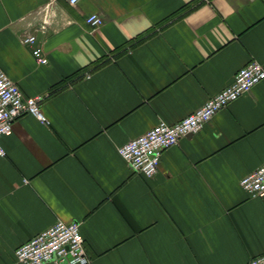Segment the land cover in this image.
<instances>
[{"label": "crops", "instance_id": "obj_1", "mask_svg": "<svg viewBox=\"0 0 264 264\" xmlns=\"http://www.w3.org/2000/svg\"><path fill=\"white\" fill-rule=\"evenodd\" d=\"M0 0V70L42 112L13 122L0 158V264L57 221L79 223L91 264H250L264 198V80L161 156L153 178L118 152L264 65V0ZM104 23L93 31L88 15ZM43 32L41 63L26 45ZM54 264V263H46Z\"/></svg>", "mask_w": 264, "mask_h": 264}, {"label": "built area", "instance_id": "obj_2", "mask_svg": "<svg viewBox=\"0 0 264 264\" xmlns=\"http://www.w3.org/2000/svg\"><path fill=\"white\" fill-rule=\"evenodd\" d=\"M56 1L58 0L50 2ZM65 1L72 6L81 2ZM86 22L95 31L103 25L104 20L99 13H93L87 16ZM35 40L34 35H28L23 43L31 46ZM32 53L41 63L47 62V59L42 57L40 48H33ZM263 80L264 65L255 60L251 61L238 71L231 85L208 99L202 107L173 124L159 121L146 133L120 146L119 154L132 171L153 178L158 173L161 156L166 149L178 144L182 137L202 131L215 114L250 92L253 86ZM43 101L42 95L24 96L18 84L5 71L0 70V158L7 155L1 139L12 135L13 122L17 118L29 114L42 123L49 122L42 112ZM240 184L250 197L264 198V165L244 177ZM80 226L79 223L57 221L19 246L15 251L16 261L23 264H91ZM250 264H264V253L252 258Z\"/></svg>", "mask_w": 264, "mask_h": 264}, {"label": "water", "instance_id": "obj_3", "mask_svg": "<svg viewBox=\"0 0 264 264\" xmlns=\"http://www.w3.org/2000/svg\"><path fill=\"white\" fill-rule=\"evenodd\" d=\"M43 39V32H38L35 42L31 45L32 48H37Z\"/></svg>", "mask_w": 264, "mask_h": 264}]
</instances>
